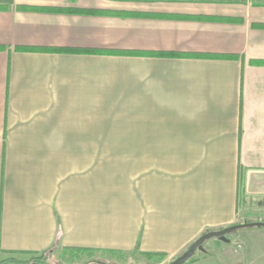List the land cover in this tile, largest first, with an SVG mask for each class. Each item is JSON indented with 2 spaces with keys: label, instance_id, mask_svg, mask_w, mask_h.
Returning <instances> with one entry per match:
<instances>
[{
  "label": "crops",
  "instance_id": "crops-1",
  "mask_svg": "<svg viewBox=\"0 0 264 264\" xmlns=\"http://www.w3.org/2000/svg\"><path fill=\"white\" fill-rule=\"evenodd\" d=\"M262 191L264 0H0V258L173 259Z\"/></svg>",
  "mask_w": 264,
  "mask_h": 264
},
{
  "label": "rangeland",
  "instance_id": "rangeland-1",
  "mask_svg": "<svg viewBox=\"0 0 264 264\" xmlns=\"http://www.w3.org/2000/svg\"><path fill=\"white\" fill-rule=\"evenodd\" d=\"M240 205H241V216H243V219L244 218L245 219L241 221L239 224H243L245 222L246 223L264 222V197L251 198V200H247V201L243 200L242 203H240ZM260 230H264V228H260ZM236 233L228 237V239H231L234 242V244L231 245L229 248L226 249L223 248L220 251L223 255L221 257L224 258L223 262L220 263L221 264H264V250L251 249L250 242L252 239H246L243 236L241 238H237ZM258 240L264 241V236H262V238L260 237L257 238V241ZM216 252L218 253V251L216 250L212 251L213 258H211L212 259L211 264H218L217 261L218 255H216ZM183 253H181L179 256H181ZM179 256L173 259H166V257L164 256L156 255L153 256L152 258L145 257V259L141 262H138V259L136 258L133 260L134 262H128V259L126 258L119 259L118 258L119 256L116 254L91 252V253H83L82 255H80V253H76V252L75 253L70 252L64 254L62 252H56V253L53 252L48 254V262L49 264H87L93 261H97L100 264H171ZM9 257L11 256H8L6 258H0V261L7 259ZM199 257L205 259L204 255H201ZM193 258H191L187 263L190 264L197 263L195 262L196 260H193ZM27 259L25 258L21 260L26 261Z\"/></svg>",
  "mask_w": 264,
  "mask_h": 264
},
{
  "label": "water",
  "instance_id": "water-1",
  "mask_svg": "<svg viewBox=\"0 0 264 264\" xmlns=\"http://www.w3.org/2000/svg\"><path fill=\"white\" fill-rule=\"evenodd\" d=\"M264 194V191H262ZM260 229L264 228V222H254V223H243L232 225L221 231H209L204 233L199 239H197L181 256H179L171 264H186L191 258H193L197 252H203L205 244L210 240H219L224 243H229V236L234 233L245 230V229Z\"/></svg>",
  "mask_w": 264,
  "mask_h": 264
},
{
  "label": "trees",
  "instance_id": "trees-1",
  "mask_svg": "<svg viewBox=\"0 0 264 264\" xmlns=\"http://www.w3.org/2000/svg\"><path fill=\"white\" fill-rule=\"evenodd\" d=\"M128 1V0H126ZM129 1H143V0H129ZM145 1H153V0H145ZM20 10H24V11H29L30 9L28 8H20ZM36 11H42V12H65V13H80V14H85V15H103L106 14L104 12L101 11H97V10H83V11H78V10H43V9H39ZM97 55H113V56H135L133 53H120V52H98L95 53ZM70 252H76V253H91V251H86V250H71ZM94 251H92L93 253ZM48 254L49 253H42V254H37V255H32L29 259H27L26 261L21 260L17 257L11 256L7 259H4L2 261H0V264H49L48 262ZM153 256L156 255H146L147 258H152ZM96 264H100L97 261H93Z\"/></svg>",
  "mask_w": 264,
  "mask_h": 264
}]
</instances>
